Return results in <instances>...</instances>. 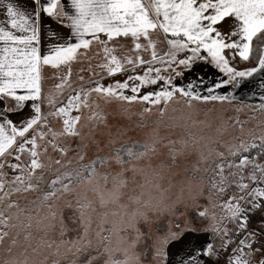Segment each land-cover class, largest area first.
I'll return each mask as SVG.
<instances>
[{"label": "rangeland", "instance_id": "obj_1", "mask_svg": "<svg viewBox=\"0 0 264 264\" xmlns=\"http://www.w3.org/2000/svg\"><path fill=\"white\" fill-rule=\"evenodd\" d=\"M152 39L158 54L169 51L162 33ZM141 51L143 59L152 58L151 49ZM202 51L200 55L207 56ZM187 55L181 52L177 59ZM228 63L236 71L256 65L254 60H233L230 54ZM152 66L162 69L164 80L143 88L141 95L159 91L171 77L173 84L185 89L191 90V82L194 95L229 99L189 103L177 94L170 102L150 105L91 92L82 95L86 104L50 115L68 106L81 89L143 75L149 65H142L78 88L55 108L44 107L51 110L36 132L29 134L31 139L45 133L36 141L43 166L33 170V157L15 147L0 158L4 164L0 168L4 185L0 189V264H134L140 252L155 254L157 236L171 229L178 239L192 229L185 242L207 238L215 248L221 246L224 233L213 228L223 227L228 238L235 236L238 221L227 219L231 216L228 204L236 203L232 197L247 196L237 187L238 177L244 176L250 189L264 188V182L247 179L254 164L264 165V72L244 80L237 77L240 86L233 81L214 88L229 75L207 61H197L192 72L184 68L182 75L176 74V68L183 66L173 65L172 70L159 62ZM249 82L262 84L263 93L240 96L238 90L248 88ZM124 94L133 93L128 89ZM73 117H79L78 135L65 133L64 120ZM129 151L138 155L129 156ZM244 157L251 163L238 168ZM58 177L62 183L54 184ZM222 177H227L224 183ZM241 206L247 209L248 201ZM200 212L207 216H199Z\"/></svg>", "mask_w": 264, "mask_h": 264}, {"label": "snow or ice", "instance_id": "obj_2", "mask_svg": "<svg viewBox=\"0 0 264 264\" xmlns=\"http://www.w3.org/2000/svg\"><path fill=\"white\" fill-rule=\"evenodd\" d=\"M31 5V15L26 9L13 2H9L6 6L11 29L18 30V32L0 26V42L5 45L0 48V78H2L0 79V99H11L17 107L32 101L28 106L33 110L19 126H16L12 120L3 121V117L0 116V158L5 157L14 147L21 154L27 151L33 157L30 165L33 170L43 166L38 160L36 141L38 137L43 138L45 133L40 132L29 139V134L36 132L44 121L41 115L42 68L51 66L59 69L61 66L68 65L78 55L86 54L93 41L106 45L121 37H131L137 41L134 47L138 51L151 49V60L138 56L134 59L127 58L124 63H121L112 54L115 50L105 47L104 51L110 59L102 67L107 69L109 75L126 72L129 68L135 71L138 65H149V67L143 75L129 76L127 80L117 81L114 85L97 84L91 90L81 89L80 93L69 99L68 106L59 107L50 115L66 114L70 106L78 108L80 104H86V101L82 100V95L88 96L91 92L115 97L129 103L146 102L150 105L170 102L177 94L187 97L189 103L193 99L203 101L229 99L228 96L194 95L195 86L191 82L189 85L191 90H189L173 84L171 77L167 79L166 86L159 91L141 95L143 88L157 85L164 80V77L160 76L162 69L152 66L157 61L166 65L168 69L176 65L177 67L183 66L189 72L193 71V66L197 61L214 64L229 75V79L215 84L214 88L224 87L233 81L236 82V86H240L237 77L244 80L264 72V0H31ZM45 17H55L61 27L65 26L63 21L67 20L69 22L67 27L74 35H62L51 25L44 27L42 33V25L47 24ZM161 33L169 45V51L162 57L155 50L157 44L152 39L154 35ZM101 34H104V40H100ZM42 39L46 44L47 54L41 52ZM141 39L146 43L141 44L139 42ZM81 49L84 53H81ZM201 49L206 51L207 56L200 55ZM225 50L238 54L244 61L255 57L256 66L245 71H236L229 66ZM181 52H189L190 55L177 59ZM176 74L182 75L183 73L177 72ZM68 75L69 77L71 75L70 69ZM67 83L68 80L65 79L56 87L62 88ZM18 89L25 90L26 94H17ZM128 89L133 93L132 95L124 94V90ZM213 90V88L208 89L209 92ZM48 103L54 105L55 102L49 99ZM150 110L145 109V111ZM9 111L13 109L9 108ZM78 121L79 117H73L72 120L65 119V133L78 135L79 133L75 131V124ZM6 126L10 127L11 134L5 131ZM17 138L21 140L18 145ZM128 155L138 154L129 151ZM16 158L19 159V156ZM249 163H251L249 158L244 157L237 167L246 168ZM3 167L4 164L0 163V168ZM222 172L223 168H221ZM245 179L244 176L238 177L237 187L241 191H247V196H240L238 199L232 197L231 201H236V203L229 202L228 204L231 216L227 219L237 220L240 231L247 229L249 214L253 209L264 211V188L250 189L249 184L243 182ZM247 179L257 183L264 182V165L254 164ZM226 180L227 177H222L221 183ZM53 183H62V179L58 177ZM3 186L0 183V189ZM28 187L33 186L29 184ZM64 187L67 189L68 186L64 185ZM219 191L223 192L224 188L220 187ZM245 200L248 201L247 209L241 206V202ZM198 215L206 217L207 213L200 212ZM212 231L224 233L221 238V247L230 246L231 240L223 227L213 228ZM256 238V234L250 232L244 240H241L233 250L230 264H264V258L259 261L252 259L258 251L253 246ZM2 239L0 237V240ZM195 251L210 260L214 256L218 257L215 246L208 242L190 254L189 264L195 262ZM88 264H91V261ZM181 264L184 262L181 261Z\"/></svg>", "mask_w": 264, "mask_h": 264}, {"label": "crops", "instance_id": "obj_3", "mask_svg": "<svg viewBox=\"0 0 264 264\" xmlns=\"http://www.w3.org/2000/svg\"><path fill=\"white\" fill-rule=\"evenodd\" d=\"M9 2H13L15 4H18L21 8H24L27 10L28 14L31 15L32 11V5L31 0H0V26L5 27L7 30H11L14 32H18V30L11 29V26L9 24V18L6 14V6ZM70 7V4L68 5ZM46 25H42V33L43 28L47 25H51L53 28L57 29L62 35L69 36L74 35V33H70L69 28L67 27L68 21L64 20V27H61L59 23H57L56 18H47ZM223 31V29H221ZM23 35L24 33H19ZM86 38H90L89 36H86ZM171 38V37H170ZM104 34L100 35V40H104ZM75 42V41H74ZM137 41H135L131 37H121L115 40L114 42H108L106 45L98 43L96 41H93L90 49L86 51V54H80L77 56V58L73 61H71L68 65L61 66L59 69H55L51 66H44L42 68V79H41V87H42V96H43V103L41 104V115H46L49 110L51 109H45L44 107L48 106L55 108L56 106H59L62 101L69 95V93H72L78 88L81 87H87L93 82L98 81L99 79L103 78H110L111 75L108 74V71L106 68L102 67V65L108 63L110 57L107 53H105L104 49L105 47H108L109 49H114L115 51L112 53L115 55L121 63H124V61L127 58H137L138 56L142 58V51H138L134 44ZM140 43L143 42V39L139 41ZM5 45L3 42H0V48L4 47ZM41 52L42 54H47L46 44L42 39L41 42ZM203 53L205 51H202ZM81 53H84V50L81 49ZM163 54H158L159 56H163ZM231 55V58L233 60L239 59L242 60L238 54L233 53L231 50H225V55L228 58V55ZM181 56V55H180ZM152 59V58H151ZM150 59V60H151ZM244 61V60H242ZM158 62V61H157ZM155 62V64L157 63ZM127 67V65H125ZM256 65H253L255 67ZM142 67V65H138L135 69L138 70ZM69 69L71 72V75L69 77ZM237 70V68H235ZM250 69V68H248ZM172 70V69H170ZM178 72H184V67L176 68ZM131 68H129L126 72H131ZM124 72H119L117 75H120ZM114 76V75H112ZM83 78V79H81ZM2 79V78H0ZM67 79L68 83L64 85L62 88H57V85L62 84V82ZM249 87L248 88H240L238 91V94L240 96L248 97V93H251L253 91H256L257 93L262 94L263 93V86L262 84H256L249 82L246 83ZM17 94H26L25 90L18 89ZM237 94V93H236ZM254 93H251V95ZM49 99H52L55 103L54 105H49L48 101ZM234 100V99H230ZM237 102V101H235ZM32 101L26 102L24 106L17 107L15 105V102L11 99H0V116L3 117V121L12 120L16 126H19L22 121H24L25 117L29 116L32 113V109L28 106L31 105ZM239 103V102H238ZM9 108H12L13 111H9ZM5 131L11 134L10 127L5 128ZM238 229V226L236 228V231ZM258 229L259 232H264V221H261L258 223ZM192 231L186 230L182 233L181 238H175V230L171 229L169 230L166 235H160L156 238L155 243V254H150L145 256V254L140 252V255L137 254L136 258L134 260V264H181V261L184 262V264H189V256L194 252V250L201 248L204 244L208 243L207 238L202 239H190V241L185 242V238L188 235V233ZM236 231L235 234H236ZM203 233V232H202ZM234 237V236H233ZM232 241V238H230ZM224 247H217L216 251L218 253V257L214 256L210 260L206 256H201V254L198 251H195V262L194 264H223L220 261V256L222 254ZM157 249V250H156ZM158 251V252H157ZM264 258V253L261 255V259ZM260 259V260H261Z\"/></svg>", "mask_w": 264, "mask_h": 264}, {"label": "built area", "instance_id": "obj_4", "mask_svg": "<svg viewBox=\"0 0 264 264\" xmlns=\"http://www.w3.org/2000/svg\"><path fill=\"white\" fill-rule=\"evenodd\" d=\"M264 221V211H257L253 209L251 214H249L247 229L244 231L237 230V233L232 238L230 246L224 247L222 254L220 256V261L223 264H230L231 258L233 256V250L239 245L241 240H244L248 234L255 233L256 241L254 243V247L258 249L252 259L259 261L261 259V255L264 253V232H259L258 223ZM247 251V249L245 250Z\"/></svg>", "mask_w": 264, "mask_h": 264}, {"label": "trees", "instance_id": "obj_5", "mask_svg": "<svg viewBox=\"0 0 264 264\" xmlns=\"http://www.w3.org/2000/svg\"><path fill=\"white\" fill-rule=\"evenodd\" d=\"M253 60H254V61H256V58H255V57H253V58H252V59H250L249 61H244V62L251 63V61H253ZM238 229H239V228H238ZM238 229H237V230H238ZM236 233H237V231H236Z\"/></svg>", "mask_w": 264, "mask_h": 264}]
</instances>
